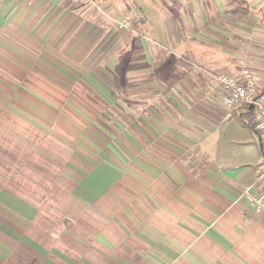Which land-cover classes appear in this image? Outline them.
Listing matches in <instances>:
<instances>
[{
  "label": "crops",
  "instance_id": "obj_1",
  "mask_svg": "<svg viewBox=\"0 0 264 264\" xmlns=\"http://www.w3.org/2000/svg\"><path fill=\"white\" fill-rule=\"evenodd\" d=\"M39 1L0 0V77L31 76L16 61L48 59ZM119 2L142 29L135 90L150 93L121 101L151 110L122 129L119 147H99L56 100L0 99V264H264V210L253 202L264 199L263 153L241 108L224 118L216 81L244 61L264 84L234 36H221L235 15L264 28V0Z\"/></svg>",
  "mask_w": 264,
  "mask_h": 264
},
{
  "label": "rangeland",
  "instance_id": "obj_2",
  "mask_svg": "<svg viewBox=\"0 0 264 264\" xmlns=\"http://www.w3.org/2000/svg\"><path fill=\"white\" fill-rule=\"evenodd\" d=\"M119 1L127 3V0ZM119 1L97 0L91 5L83 6L78 0H41L49 5V11L44 15L48 27L46 29L48 59L16 61L22 65L30 63L27 67L31 69L32 75H17L14 78L1 76V106L3 99L14 100L17 104L23 100L42 99L49 103H55L56 100L59 106L56 110L63 111L65 116L78 114L81 123H88L90 131L96 135V144L99 147H103L104 143L119 147L122 129L127 127L128 130L135 131L133 122L136 121V114L145 111L146 108L151 110L147 104L127 109L121 101L123 96L130 100L142 101L150 96V93L135 90L137 77L132 72H135L137 64V53L140 50L137 40L142 29L133 24L136 19L134 12L124 14L120 11L117 6V3L120 4ZM39 2L32 0L31 3ZM55 3L64 6L62 13L50 8V5ZM105 6H110V9ZM233 19L232 27H223L224 34L221 36L226 37L230 34L234 36L238 42L237 55L245 57L251 67L256 65L262 69L263 76L264 28L253 29L251 26L253 21L243 15H235ZM138 29L140 33L137 32ZM252 36L255 37V44L251 42ZM220 45L227 49L226 43ZM72 66H77L78 69L75 71ZM67 70L73 72L75 76H66ZM126 70L129 75H125ZM138 79L141 81L142 76H138ZM77 83L83 86L79 88L76 86ZM39 84H44L47 90L39 91ZM125 84L129 85L127 92L124 90ZM88 85L92 86L91 89L94 87V90H89ZM131 86L134 88L131 89ZM61 88L65 91H59ZM70 101L74 103L75 108L68 105ZM221 112L223 115H231L235 111ZM232 147L238 148V152L248 153L245 156L250 160L255 157L250 151V144L234 143Z\"/></svg>",
  "mask_w": 264,
  "mask_h": 264
},
{
  "label": "built area",
  "instance_id": "obj_3",
  "mask_svg": "<svg viewBox=\"0 0 264 264\" xmlns=\"http://www.w3.org/2000/svg\"><path fill=\"white\" fill-rule=\"evenodd\" d=\"M97 0H78L83 5H91ZM221 89V103L225 111L244 108L249 112L253 130L258 136L264 157V84H259L254 78L251 68L244 62H239V72L236 75L220 74L216 77ZM225 115V119L228 118ZM261 178L264 179V162L261 166ZM255 212L264 210V199L253 200Z\"/></svg>",
  "mask_w": 264,
  "mask_h": 264
},
{
  "label": "trees",
  "instance_id": "obj_4",
  "mask_svg": "<svg viewBox=\"0 0 264 264\" xmlns=\"http://www.w3.org/2000/svg\"><path fill=\"white\" fill-rule=\"evenodd\" d=\"M240 119L241 121L251 129H253V124L251 121V116L248 111H246L244 108H241L239 111Z\"/></svg>",
  "mask_w": 264,
  "mask_h": 264
},
{
  "label": "water",
  "instance_id": "obj_5",
  "mask_svg": "<svg viewBox=\"0 0 264 264\" xmlns=\"http://www.w3.org/2000/svg\"><path fill=\"white\" fill-rule=\"evenodd\" d=\"M260 144V143H259ZM261 148V147H260Z\"/></svg>",
  "mask_w": 264,
  "mask_h": 264
}]
</instances>
